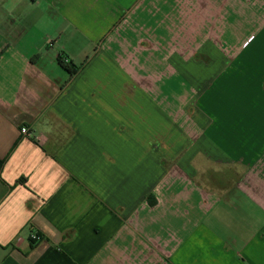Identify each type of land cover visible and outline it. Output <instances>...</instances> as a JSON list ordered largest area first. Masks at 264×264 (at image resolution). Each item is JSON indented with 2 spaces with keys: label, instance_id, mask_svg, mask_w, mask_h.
Here are the masks:
<instances>
[{
  "label": "crops",
  "instance_id": "0c3cea01",
  "mask_svg": "<svg viewBox=\"0 0 264 264\" xmlns=\"http://www.w3.org/2000/svg\"><path fill=\"white\" fill-rule=\"evenodd\" d=\"M0 162V264H264V0H0Z\"/></svg>",
  "mask_w": 264,
  "mask_h": 264
},
{
  "label": "trees",
  "instance_id": "16d2710c",
  "mask_svg": "<svg viewBox=\"0 0 264 264\" xmlns=\"http://www.w3.org/2000/svg\"><path fill=\"white\" fill-rule=\"evenodd\" d=\"M57 65L68 74V79H71L77 72L78 68H75L70 62H67V60H64L62 57H59L57 59ZM1 164V162H0ZM21 182V181H19ZM40 237L41 240V236L39 234H37ZM37 241L34 240H30L29 239V243H35Z\"/></svg>",
  "mask_w": 264,
  "mask_h": 264
},
{
  "label": "built area",
  "instance_id": "2783aa9c",
  "mask_svg": "<svg viewBox=\"0 0 264 264\" xmlns=\"http://www.w3.org/2000/svg\"><path fill=\"white\" fill-rule=\"evenodd\" d=\"M20 134L23 135V136H28L29 129L26 126H22L20 128ZM29 239L30 240H34V241H39L40 240V237L37 234H31L29 236Z\"/></svg>",
  "mask_w": 264,
  "mask_h": 264
},
{
  "label": "rangeland",
  "instance_id": "374dc122",
  "mask_svg": "<svg viewBox=\"0 0 264 264\" xmlns=\"http://www.w3.org/2000/svg\"><path fill=\"white\" fill-rule=\"evenodd\" d=\"M228 55H229V54H227V57H229Z\"/></svg>",
  "mask_w": 264,
  "mask_h": 264
}]
</instances>
